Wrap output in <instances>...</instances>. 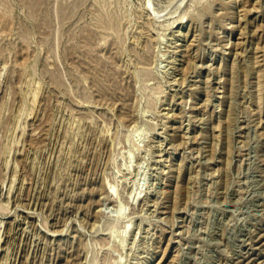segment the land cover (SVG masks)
<instances>
[{"label": "rangeland", "instance_id": "374dc122", "mask_svg": "<svg viewBox=\"0 0 264 264\" xmlns=\"http://www.w3.org/2000/svg\"><path fill=\"white\" fill-rule=\"evenodd\" d=\"M0 264H264V0H0Z\"/></svg>", "mask_w": 264, "mask_h": 264}, {"label": "bare ground", "instance_id": "6f19581e", "mask_svg": "<svg viewBox=\"0 0 264 264\" xmlns=\"http://www.w3.org/2000/svg\"><path fill=\"white\" fill-rule=\"evenodd\" d=\"M151 2V1H150Z\"/></svg>", "mask_w": 264, "mask_h": 264}]
</instances>
